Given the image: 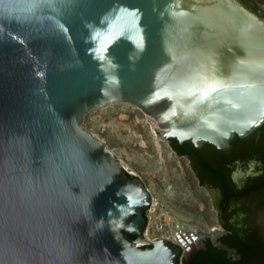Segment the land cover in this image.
<instances>
[{
  "label": "water",
  "instance_id": "1",
  "mask_svg": "<svg viewBox=\"0 0 264 264\" xmlns=\"http://www.w3.org/2000/svg\"><path fill=\"white\" fill-rule=\"evenodd\" d=\"M112 103L169 143L230 148L264 125V18L239 0H0V264H179L217 235L168 216L175 242L147 240L152 192L81 126Z\"/></svg>",
  "mask_w": 264,
  "mask_h": 264
},
{
  "label": "flooded vegetation",
  "instance_id": "2",
  "mask_svg": "<svg viewBox=\"0 0 264 264\" xmlns=\"http://www.w3.org/2000/svg\"><path fill=\"white\" fill-rule=\"evenodd\" d=\"M239 1L264 18V0ZM198 150L195 155L175 153L190 161L198 185L210 195L218 227L205 232L217 235L198 239L180 263H191L209 244L226 253L232 263L243 262L241 254L224 241L230 236L247 247L246 264H264V222L260 221L264 219V125L247 137L235 138L228 149L213 152L205 144ZM152 207L146 214L148 226ZM219 243L235 249L238 257L219 249Z\"/></svg>",
  "mask_w": 264,
  "mask_h": 264
},
{
  "label": "rangeland",
  "instance_id": "3",
  "mask_svg": "<svg viewBox=\"0 0 264 264\" xmlns=\"http://www.w3.org/2000/svg\"><path fill=\"white\" fill-rule=\"evenodd\" d=\"M81 126L146 182L157 202L155 211L149 213L151 238L161 237L155 232L156 214L174 216L194 229L218 227L211 197L198 185L190 161L175 153L157 132L154 119L138 107L108 104L88 113Z\"/></svg>",
  "mask_w": 264,
  "mask_h": 264
},
{
  "label": "trees",
  "instance_id": "4",
  "mask_svg": "<svg viewBox=\"0 0 264 264\" xmlns=\"http://www.w3.org/2000/svg\"><path fill=\"white\" fill-rule=\"evenodd\" d=\"M171 145L174 151L178 153H191L195 155L200 151L192 144V142H185L181 145L176 139H171ZM213 152L217 151V148L207 144ZM134 238V237H133ZM225 242L229 244L230 247L235 248L239 254L243 257V262L241 263H232L231 260L227 259L226 253L221 252L218 248L214 247L212 244L208 245V249L200 252L197 257L191 262H184L183 264H246L244 260L247 257L248 249L245 244L240 241L234 240L232 237H227L224 239ZM179 264H181L179 262Z\"/></svg>",
  "mask_w": 264,
  "mask_h": 264
},
{
  "label": "bare ground",
  "instance_id": "5",
  "mask_svg": "<svg viewBox=\"0 0 264 264\" xmlns=\"http://www.w3.org/2000/svg\"><path fill=\"white\" fill-rule=\"evenodd\" d=\"M121 104H125V105H129V106H132V107H136L134 105H131V104H126V103H121ZM137 108V107H136ZM152 118V117H151ZM153 119V118H152ZM154 124L158 126L157 122L154 120ZM121 162L123 164V166L125 167L126 171L129 172L130 174L132 175H137L136 172L134 170H132L129 165L124 162L122 159H121ZM138 176V175H137ZM156 206H157V202H156V199L154 198L153 200V208H152V212L155 211L156 209ZM170 215L168 214H156L155 215V218H156V228H155V232L156 233H160L162 235V237H168V238H172L173 240H175V237L172 236L171 233L169 234H166V232H164V230H162L161 228V221H163L165 224L167 223L168 226L172 225V221H170L169 217ZM145 236L147 238V240L149 241H154V240H157L156 238H151L150 235H149V229H147L146 233H145ZM160 239V238H158Z\"/></svg>",
  "mask_w": 264,
  "mask_h": 264
},
{
  "label": "built area",
  "instance_id": "6",
  "mask_svg": "<svg viewBox=\"0 0 264 264\" xmlns=\"http://www.w3.org/2000/svg\"><path fill=\"white\" fill-rule=\"evenodd\" d=\"M158 238H162V235H161V237H157L156 239H158ZM170 241L175 242V240H173L172 238H170Z\"/></svg>",
  "mask_w": 264,
  "mask_h": 264
}]
</instances>
